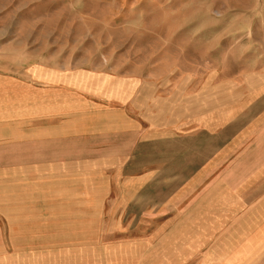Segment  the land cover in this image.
Returning <instances> with one entry per match:
<instances>
[{
  "label": "rangeland",
  "instance_id": "obj_1",
  "mask_svg": "<svg viewBox=\"0 0 264 264\" xmlns=\"http://www.w3.org/2000/svg\"><path fill=\"white\" fill-rule=\"evenodd\" d=\"M260 71L264 0H0V72L20 78L0 113V262L215 264L181 253L200 239L120 223L139 210L122 182L166 123L234 108ZM236 148L264 162V124Z\"/></svg>",
  "mask_w": 264,
  "mask_h": 264
},
{
  "label": "crops",
  "instance_id": "obj_2",
  "mask_svg": "<svg viewBox=\"0 0 264 264\" xmlns=\"http://www.w3.org/2000/svg\"><path fill=\"white\" fill-rule=\"evenodd\" d=\"M256 75L254 82L237 88V95L247 97L234 108L211 114L209 110L214 108L206 106L205 116L176 118L173 125L166 123L168 129L159 130L155 139L143 144L142 153L151 165L122 182L139 210L120 214V223L151 224L143 232L144 238L200 239L181 253L204 254L208 259L214 254L215 264L254 263L264 237V162L262 155L254 162H240V158L253 157H236L235 153L237 145L264 124L263 72ZM18 79L0 72V113L4 116L16 95L7 91L18 85ZM12 133L10 142L18 136L14 129ZM232 158L239 159L233 162ZM234 167L244 169H231ZM247 206L252 208L241 214ZM224 208L232 213L221 214ZM232 221L238 225L223 230L221 224Z\"/></svg>",
  "mask_w": 264,
  "mask_h": 264
}]
</instances>
